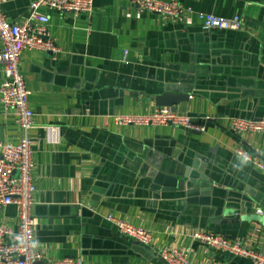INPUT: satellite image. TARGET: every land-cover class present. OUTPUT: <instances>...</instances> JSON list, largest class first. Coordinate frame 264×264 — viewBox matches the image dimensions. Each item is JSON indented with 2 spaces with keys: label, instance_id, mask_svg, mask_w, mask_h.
<instances>
[{
  "label": "crops",
  "instance_id": "obj_1",
  "mask_svg": "<svg viewBox=\"0 0 264 264\" xmlns=\"http://www.w3.org/2000/svg\"><path fill=\"white\" fill-rule=\"evenodd\" d=\"M178 1L190 9V25L130 0H93L90 14L41 9L59 51L24 49L19 60L34 112L31 211L42 256L34 264L66 256L166 264L156 249L169 244L190 264H252L194 240L197 230L264 250V223L244 219L256 209L264 214V173L233 153L243 146L264 160V135L230 127L234 117L264 119V0ZM30 2L2 0L0 9L20 21ZM200 12L238 15L241 28L203 31ZM186 91L175 110L204 123V132L115 120L148 114L161 106L157 96ZM19 136L13 111L0 102V140ZM199 157L210 185L187 175ZM246 188L259 201L251 203ZM17 212L5 206L0 221L15 227ZM107 215L150 230L154 247L121 233Z\"/></svg>",
  "mask_w": 264,
  "mask_h": 264
},
{
  "label": "built area",
  "instance_id": "obj_2",
  "mask_svg": "<svg viewBox=\"0 0 264 264\" xmlns=\"http://www.w3.org/2000/svg\"><path fill=\"white\" fill-rule=\"evenodd\" d=\"M0 0V4H1ZM139 10L157 13L163 17L191 24L190 9L178 0H130ZM93 0H31L27 13L20 21H9L0 9V63L4 69V79L0 85V102L7 110H12L20 130L16 142L0 140V210L9 204L18 208L15 227L0 221V264H34L42 259L34 247V229L37 220L31 211L32 193L35 183L32 178L33 150L30 130L33 127L34 112L29 103V91L19 70L20 53L24 49H36L57 53L59 46L48 31L49 18L41 9L68 12L73 15L90 14ZM198 18L203 31L213 29L238 30L242 20L238 15L230 18L200 12ZM115 120L121 125H170L190 131L204 132V123L187 114L177 112L168 106L155 107L148 114H121ZM230 127L243 134L264 135V119L234 117ZM233 153L247 156L246 162L264 173V160L247 147L237 146ZM262 214V209H256ZM106 219L123 234L143 245L154 247L150 230L135 226L127 221L107 215ZM192 238L207 247L248 258L252 264H264V250L253 248L223 234L197 230ZM156 254L166 264H190L187 252L175 245L159 246ZM44 264H83L77 257H61L45 260Z\"/></svg>",
  "mask_w": 264,
  "mask_h": 264
},
{
  "label": "water",
  "instance_id": "obj_3",
  "mask_svg": "<svg viewBox=\"0 0 264 264\" xmlns=\"http://www.w3.org/2000/svg\"><path fill=\"white\" fill-rule=\"evenodd\" d=\"M187 89H189V86L186 87ZM188 93L186 92H182V93H164L162 95H159L156 97V103L158 105H165L170 107L171 109H175V105H177L178 103L184 102L188 100ZM199 160H201V162H199ZM198 161H195L192 165V170L191 167L188 168L187 171V175L190 173V177L193 178H197L200 180V183L203 184H207L210 185V183L208 182H203L202 180L206 179L207 177L203 174L204 172V168L205 165L207 163V159L204 157H199ZM241 188V186H239ZM247 191L250 192L251 195H253V198H248V200L252 203L254 201H259L260 199V193L255 194L254 191L249 190L248 188H246ZM260 190L263 191L264 190V186L260 187ZM261 205H264V201L261 200ZM244 219L246 220H254V221H258L261 223H264V214H253L252 216L249 217H244ZM162 259V258H161ZM163 260V259H162ZM164 261V260H163Z\"/></svg>",
  "mask_w": 264,
  "mask_h": 264
},
{
  "label": "clouds",
  "instance_id": "obj_4",
  "mask_svg": "<svg viewBox=\"0 0 264 264\" xmlns=\"http://www.w3.org/2000/svg\"><path fill=\"white\" fill-rule=\"evenodd\" d=\"M239 159H240L241 164H243L244 162H246L248 158L247 156H241Z\"/></svg>",
  "mask_w": 264,
  "mask_h": 264
}]
</instances>
